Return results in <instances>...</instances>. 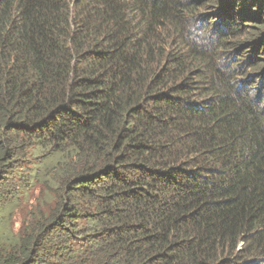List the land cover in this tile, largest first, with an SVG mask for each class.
I'll return each mask as SVG.
<instances>
[{"label":"trees","instance_id":"1","mask_svg":"<svg viewBox=\"0 0 264 264\" xmlns=\"http://www.w3.org/2000/svg\"><path fill=\"white\" fill-rule=\"evenodd\" d=\"M0 264H264V0H0Z\"/></svg>","mask_w":264,"mask_h":264},{"label":"rangeland","instance_id":"2","mask_svg":"<svg viewBox=\"0 0 264 264\" xmlns=\"http://www.w3.org/2000/svg\"><path fill=\"white\" fill-rule=\"evenodd\" d=\"M13 222H14V229H15V231H17V229L20 226V220H19V218L17 217L16 219L13 220Z\"/></svg>","mask_w":264,"mask_h":264}]
</instances>
